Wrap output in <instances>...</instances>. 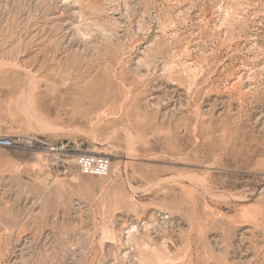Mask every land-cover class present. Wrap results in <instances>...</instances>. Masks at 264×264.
Segmentation results:
<instances>
[{"label": "rangeland", "instance_id": "rangeland-1", "mask_svg": "<svg viewBox=\"0 0 264 264\" xmlns=\"http://www.w3.org/2000/svg\"><path fill=\"white\" fill-rule=\"evenodd\" d=\"M0 140V264H264V0H0Z\"/></svg>", "mask_w": 264, "mask_h": 264}, {"label": "built area", "instance_id": "built-area-1", "mask_svg": "<svg viewBox=\"0 0 264 264\" xmlns=\"http://www.w3.org/2000/svg\"><path fill=\"white\" fill-rule=\"evenodd\" d=\"M10 145L11 143L8 141L0 140V147L8 148ZM46 149L51 153H67L72 150L69 148L68 144L64 143L60 145H47ZM75 162L84 175L106 177L109 173L110 161L104 156L80 154L77 156Z\"/></svg>", "mask_w": 264, "mask_h": 264}]
</instances>
